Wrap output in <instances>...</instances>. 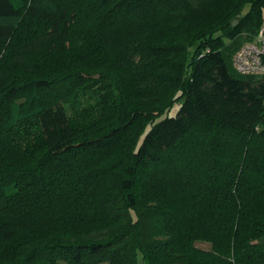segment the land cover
Masks as SVG:
<instances>
[{"label": "trees", "instance_id": "1", "mask_svg": "<svg viewBox=\"0 0 264 264\" xmlns=\"http://www.w3.org/2000/svg\"><path fill=\"white\" fill-rule=\"evenodd\" d=\"M262 20L0 0V264H264V77L231 65Z\"/></svg>", "mask_w": 264, "mask_h": 264}, {"label": "built area", "instance_id": "2", "mask_svg": "<svg viewBox=\"0 0 264 264\" xmlns=\"http://www.w3.org/2000/svg\"><path fill=\"white\" fill-rule=\"evenodd\" d=\"M231 65L238 74L264 77V20L256 35L234 52Z\"/></svg>", "mask_w": 264, "mask_h": 264}, {"label": "rangeland", "instance_id": "3", "mask_svg": "<svg viewBox=\"0 0 264 264\" xmlns=\"http://www.w3.org/2000/svg\"><path fill=\"white\" fill-rule=\"evenodd\" d=\"M98 234H100V233H98ZM195 245H196V247H199V248L210 249L209 244L206 242H197ZM173 264H179V263H173Z\"/></svg>", "mask_w": 264, "mask_h": 264}, {"label": "water", "instance_id": "4", "mask_svg": "<svg viewBox=\"0 0 264 264\" xmlns=\"http://www.w3.org/2000/svg\"><path fill=\"white\" fill-rule=\"evenodd\" d=\"M235 23H236V20L233 21V24H235Z\"/></svg>", "mask_w": 264, "mask_h": 264}]
</instances>
